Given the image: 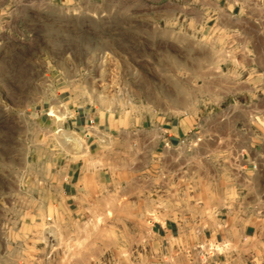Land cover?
Returning a JSON list of instances; mask_svg holds the SVG:
<instances>
[{
	"label": "rangeland",
	"instance_id": "374dc122",
	"mask_svg": "<svg viewBox=\"0 0 264 264\" xmlns=\"http://www.w3.org/2000/svg\"><path fill=\"white\" fill-rule=\"evenodd\" d=\"M146 14L141 0H80L74 7L0 0V264H159L160 251L146 239L160 219L153 207L176 203L178 167L169 166L170 191L162 199L165 178L147 177L142 151L128 137L122 141L117 128L206 118L233 101L202 95L238 84L221 67L229 53L215 51L206 37L155 25ZM76 106L113 127L103 158L127 170L116 172L126 183L93 196L81 221L72 222L41 172L49 171L42 161L54 139L49 115L61 119L63 107ZM223 119L212 122L222 133L234 124ZM75 136L73 152L81 154L82 137Z\"/></svg>",
	"mask_w": 264,
	"mask_h": 264
},
{
	"label": "crops",
	"instance_id": "0c3cea01",
	"mask_svg": "<svg viewBox=\"0 0 264 264\" xmlns=\"http://www.w3.org/2000/svg\"><path fill=\"white\" fill-rule=\"evenodd\" d=\"M141 1L153 24L177 35L206 37L215 51L229 53L221 67L238 84V90L202 95L233 101L210 110L206 118L195 114L192 119L117 128L122 141L128 137L142 151L150 168L147 177L165 178L162 199L170 191L169 166L175 162L178 167L176 203L151 204L160 219L152 221L146 243L160 251L159 264H264V0ZM68 108H62L67 115L61 119L49 115L54 139L42 161L49 171L41 176L56 205H63L75 222L93 196L126 183L116 172L127 168H113L103 158L104 142L114 141L105 118L85 107ZM223 118L234 124L222 133L212 122ZM232 132H239L240 139H233ZM75 135L82 137L81 154L73 152ZM155 187L152 183L151 194ZM209 246L216 248L211 255L205 254Z\"/></svg>",
	"mask_w": 264,
	"mask_h": 264
},
{
	"label": "built area",
	"instance_id": "2783aa9c",
	"mask_svg": "<svg viewBox=\"0 0 264 264\" xmlns=\"http://www.w3.org/2000/svg\"><path fill=\"white\" fill-rule=\"evenodd\" d=\"M216 250L215 247L209 246L205 254L211 255Z\"/></svg>",
	"mask_w": 264,
	"mask_h": 264
},
{
	"label": "bare ground",
	"instance_id": "6f19581e",
	"mask_svg": "<svg viewBox=\"0 0 264 264\" xmlns=\"http://www.w3.org/2000/svg\"><path fill=\"white\" fill-rule=\"evenodd\" d=\"M77 142V141H76Z\"/></svg>",
	"mask_w": 264,
	"mask_h": 264
}]
</instances>
